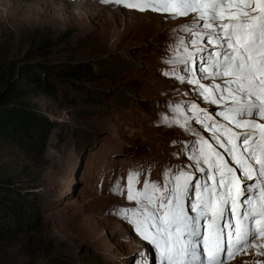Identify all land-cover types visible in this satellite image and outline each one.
Listing matches in <instances>:
<instances>
[{
  "label": "rangeland",
  "instance_id": "rangeland-1",
  "mask_svg": "<svg viewBox=\"0 0 264 264\" xmlns=\"http://www.w3.org/2000/svg\"><path fill=\"white\" fill-rule=\"evenodd\" d=\"M190 19H165L101 0H0V69L44 60L84 62L98 76L65 102L39 92L22 99L54 125L40 154L0 141V180L32 193L40 208L35 231L0 242V264H134L141 251L149 264H158L132 226L110 214L135 205L109 187L118 177L125 183L134 167L144 170L142 187L146 178L162 182L166 167L191 164L186 153H173L195 137L159 123L172 118L170 106L185 105L187 112L195 102L219 110L194 86L162 74L170 69L162 63L171 55L167 46L182 35L169 38V31ZM45 38L54 44L51 54L28 57ZM191 128L209 137L195 122ZM257 260L264 258L246 251L228 264Z\"/></svg>",
  "mask_w": 264,
  "mask_h": 264
},
{
  "label": "snow or ice",
  "instance_id": "snow-or-ice-1",
  "mask_svg": "<svg viewBox=\"0 0 264 264\" xmlns=\"http://www.w3.org/2000/svg\"><path fill=\"white\" fill-rule=\"evenodd\" d=\"M101 2L165 19L190 17L168 33L182 35L167 46L171 55L162 63L170 69L162 74L194 86L219 109L213 113L195 102L187 112L185 105L170 106L172 118L159 123L195 137L173 153H186L191 164L166 167L162 182L146 178L142 187L143 168L130 169L125 183L115 178L109 192L135 207L110 214L132 226L158 264H228L249 249L264 256L257 243L264 241V0ZM193 122L209 137L192 130ZM134 264H149L148 255L137 253Z\"/></svg>",
  "mask_w": 264,
  "mask_h": 264
},
{
  "label": "trees",
  "instance_id": "trees-1",
  "mask_svg": "<svg viewBox=\"0 0 264 264\" xmlns=\"http://www.w3.org/2000/svg\"><path fill=\"white\" fill-rule=\"evenodd\" d=\"M52 46L47 38L41 39L27 55L46 59ZM44 61L0 69V141L14 143L35 155L42 152L54 125L40 113L25 107L22 99L39 92L51 100L65 102L69 93L80 91L98 78L93 68L84 62ZM86 95L88 98L89 94ZM39 209V202L32 193L13 187L8 180H0V242L35 231Z\"/></svg>",
  "mask_w": 264,
  "mask_h": 264
},
{
  "label": "bare ground",
  "instance_id": "bare-ground-1",
  "mask_svg": "<svg viewBox=\"0 0 264 264\" xmlns=\"http://www.w3.org/2000/svg\"><path fill=\"white\" fill-rule=\"evenodd\" d=\"M257 243L261 244V245H264V241H257ZM247 254L251 257H257L255 256V252L253 249H249L247 250ZM264 258V256H262Z\"/></svg>",
  "mask_w": 264,
  "mask_h": 264
}]
</instances>
